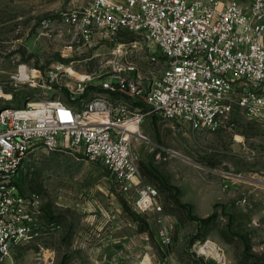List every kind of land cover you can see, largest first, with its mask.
Returning <instances> with one entry per match:
<instances>
[{
    "label": "rangeland",
    "instance_id": "obj_1",
    "mask_svg": "<svg viewBox=\"0 0 264 264\" xmlns=\"http://www.w3.org/2000/svg\"><path fill=\"white\" fill-rule=\"evenodd\" d=\"M87 2L0 0V109L53 96L80 104L69 99L74 78L92 75L99 85L110 76L115 44L67 50L71 28L62 16ZM27 64L54 70L56 81L28 85ZM140 68L147 77L150 69L160 74L163 63L143 60ZM233 118L231 128L216 130L157 118L143 124L146 140H135L133 153L174 226L169 246L158 216L141 210L135 192L123 191L103 164L70 152H32L18 180L24 193L40 196L47 222L57 227L15 246L5 264H125L137 259L126 254L138 247L145 256L153 252L157 264H219L216 255L200 252L208 242L224 264H264V121L238 112ZM209 216L206 223L194 219Z\"/></svg>",
    "mask_w": 264,
    "mask_h": 264
},
{
    "label": "built area",
    "instance_id": "obj_2",
    "mask_svg": "<svg viewBox=\"0 0 264 264\" xmlns=\"http://www.w3.org/2000/svg\"><path fill=\"white\" fill-rule=\"evenodd\" d=\"M62 21L71 28L69 52L115 44L111 74L96 85L92 75L63 70L75 79L69 99L80 104L53 96L0 109V264L15 246L57 227L47 222L40 196L21 189L32 152H70L103 164L123 191L135 192L141 210L158 216L169 246L174 226L133 153L135 140H146L145 121L197 130L231 128L237 112L264 121V0H88ZM143 60L162 61V72L143 76ZM57 76L27 64L30 86L48 88ZM91 86L97 90L84 98ZM217 261L224 264V255Z\"/></svg>",
    "mask_w": 264,
    "mask_h": 264
},
{
    "label": "crops",
    "instance_id": "obj_3",
    "mask_svg": "<svg viewBox=\"0 0 264 264\" xmlns=\"http://www.w3.org/2000/svg\"><path fill=\"white\" fill-rule=\"evenodd\" d=\"M142 131H143V126H142ZM130 252V256L128 255V253ZM132 253V254H131ZM137 258L133 261H131L130 259L126 260L125 264H157L156 261V256L155 254H153V252H148L147 256L144 255V251L142 250V248L139 249L135 248L133 251H128L126 254V257H133ZM194 264V263H191Z\"/></svg>",
    "mask_w": 264,
    "mask_h": 264
},
{
    "label": "bare ground",
    "instance_id": "obj_4",
    "mask_svg": "<svg viewBox=\"0 0 264 264\" xmlns=\"http://www.w3.org/2000/svg\"><path fill=\"white\" fill-rule=\"evenodd\" d=\"M66 71L69 72L72 75V73L70 71V68H67ZM20 72H21V68H20ZM20 78H21V74H20ZM200 251L203 252V253H207V254H214L217 257H219V255H220L218 247L215 244L210 243V242H208L204 246H201Z\"/></svg>",
    "mask_w": 264,
    "mask_h": 264
},
{
    "label": "trees",
    "instance_id": "obj_5",
    "mask_svg": "<svg viewBox=\"0 0 264 264\" xmlns=\"http://www.w3.org/2000/svg\"><path fill=\"white\" fill-rule=\"evenodd\" d=\"M151 173V172H150ZM152 175V173H151ZM177 203L180 204L181 206H185L184 204H181L180 201L178 199H176ZM213 216H209V217H206V218H199V217H195L194 219L195 220H198L200 223H206V222H209L211 219H212Z\"/></svg>",
    "mask_w": 264,
    "mask_h": 264
}]
</instances>
